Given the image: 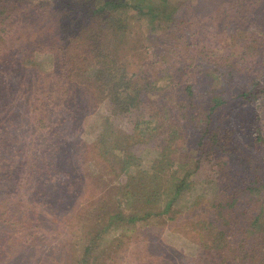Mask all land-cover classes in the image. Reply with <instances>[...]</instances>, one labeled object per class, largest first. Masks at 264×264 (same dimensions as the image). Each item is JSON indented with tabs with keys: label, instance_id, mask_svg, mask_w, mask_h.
I'll return each mask as SVG.
<instances>
[{
	"label": "rangeland",
	"instance_id": "1",
	"mask_svg": "<svg viewBox=\"0 0 264 264\" xmlns=\"http://www.w3.org/2000/svg\"><path fill=\"white\" fill-rule=\"evenodd\" d=\"M16 1L20 6L13 20L17 28L7 41L12 55L3 53L0 58V70L5 73L0 78V85L11 80L18 87L7 96L0 92L2 103L5 102L10 110L8 115L2 113L0 117V148L10 166L5 180L0 181V203L7 200L13 209L12 214L24 222L7 228L6 222L0 220V264L74 262L82 254L92 222L105 219L109 208L128 210L131 205L133 211L140 214L154 205L159 208L157 196L153 197L150 205L143 200H136L133 204V199L123 204L121 200L119 205L114 202L121 185L127 193L140 187L144 180L149 185L146 189L157 188L161 202L173 198L178 185L182 186V192L175 198L169 214L175 216L173 220L169 215H153L121 231V237L130 244L123 264H216L217 260L209 251L211 243L205 244L200 227L213 215L222 188L234 183L248 184L253 178L252 167L260 165L264 168V143L257 141L258 134L250 127V111L255 108L260 115L264 136V94L254 105L232 102L220 108L206 134L205 148L195 150L193 137L190 138L194 135L192 129L187 137L184 136L186 131L176 133L174 130L179 125L165 121L164 116L140 118L128 112L115 114L105 95L88 84L76 88L77 103L73 115L67 116L64 110L48 113V126L55 121L61 122L66 116L68 119L62 124H54L50 131L46 132V127L39 129L41 133L34 131L38 137L36 146L25 153L18 148L27 145L28 137L33 136L29 134L31 130L27 124L33 119V124L38 126L39 119L32 111L24 117L16 115L18 109L24 111L26 108L20 92L30 88L38 65L49 74H60L63 39L67 38L66 34L73 37V32L81 26L79 24L85 21L81 23L72 14L69 21H75L74 25L64 27L63 24L69 21L62 22L61 7L65 3L62 0ZM171 2L176 5L181 0ZM195 2L192 7L185 3L179 9L177 16L185 17L181 24L176 21L152 25L148 17L140 18L133 8L123 10L122 14L129 17L130 24L119 58L141 82L144 99L147 96L160 97L157 93L151 94L153 90L149 89L146 81L148 76L162 74L161 61L176 53H170L173 48L181 57L180 60L175 59L179 67H173V72L179 73L177 69L180 67L188 70L189 78H194V83L202 90L201 67L196 64L203 58L211 60L216 54L227 53L235 38L238 43L234 49L240 50L245 44L246 33L235 36L237 30L234 25L238 15L236 17L234 13L233 16L235 9L231 5L225 8L219 0ZM257 16V29L264 32V10H259ZM139 37L143 41L135 43ZM75 46L77 42H72L69 49ZM28 56H34V63H29V68L17 64ZM25 77L30 80H25ZM165 82H168L166 75L159 84ZM179 90L181 85L173 83L167 92L175 94ZM141 109L146 111V105L143 104ZM137 112L139 114V110ZM108 123L113 124L119 134L122 132L119 138L121 158L131 154L135 161L133 165L129 164V171L102 178L97 176L99 170H95L97 167L93 161L84 163L87 157L83 159L78 142L92 140L105 130ZM124 134H132L133 138L127 139ZM15 138L19 141L16 142ZM33 138L36 140L35 136ZM21 139L25 141L21 143ZM74 152L79 161L74 159ZM92 156L90 153L88 157L91 159ZM80 162L84 163L83 166ZM38 169H41L40 173ZM46 176V183L51 185L48 190L45 189ZM131 176L137 177L131 181ZM133 183L134 186H129ZM105 200L107 204L103 202ZM25 240L28 242L21 246ZM135 240L140 242V249L132 247Z\"/></svg>",
	"mask_w": 264,
	"mask_h": 264
},
{
	"label": "trees",
	"instance_id": "2",
	"mask_svg": "<svg viewBox=\"0 0 264 264\" xmlns=\"http://www.w3.org/2000/svg\"><path fill=\"white\" fill-rule=\"evenodd\" d=\"M62 1L65 2L61 7L63 23L69 21L72 14L77 16L76 20L81 23L85 22L79 24L81 26L76 32H73V37H68L66 34L68 39H63L64 42L60 46L62 52L60 74H49L45 68L38 65L30 88L25 92H20L26 108L24 111L18 109L16 115L24 117L32 111L33 115L38 116L37 119H39L37 120L38 126L33 124V119L27 124L31 130L29 134L35 136L36 140L33 136L28 137L29 142L25 146L21 144L22 147L18 148L20 151L25 152L29 149L30 152L35 148L38 137L34 131L38 133L39 129L44 127H46V132L50 131L54 124H62L68 119L67 116L73 115L75 103H77L76 88L88 84L98 93L105 95L115 114L128 112L135 117L146 116L149 118L164 116L165 121L179 125L177 128L181 130L176 128L174 130L176 133L186 131L187 134L184 136L187 135V137L190 136L189 132L192 129L194 135L190 138L193 137L195 150L205 148L206 134L214 124V116L220 108L228 106L232 102L246 106L254 105L264 94V32L257 29L259 26L257 12L264 10V0H219L220 5L223 4L225 8L231 5L235 9L233 16L234 13L238 15V17L236 15L238 21L234 25L237 30L235 36L246 33L245 44L240 50L234 49L238 43L235 38L230 43L232 47L228 49L227 53L216 54L211 60L203 58L196 64L201 67L199 74L200 81L204 85L202 90L196 86L194 78H189L188 70L184 71L180 67L177 69L179 73L173 72V67H179L175 59L180 60L181 58L178 50L173 48L174 50H171L170 53H176L161 61L162 74L148 76L149 81H146L147 85H150L149 89L153 90L151 94L157 93L160 96L158 99L148 96L144 99L143 88L141 82L135 78L136 74L130 72L127 64L120 61V50L126 41L124 38L130 24L129 17L122 12L127 8H133L140 18L148 17V21L152 25L158 22L157 25L161 26L164 23L176 21L181 24L185 21V17L177 16L179 9L186 4L192 7L196 0H181L176 5L172 4L171 0ZM18 8L20 6L16 0H0V58L3 53L12 55V48L7 47V41L14 29L17 28L13 20ZM120 12L121 14H119ZM72 23L75 21L64 23L63 26L68 28L70 25H74ZM250 27L252 28L249 29ZM138 40L143 41L139 37L134 42L137 43ZM72 42H77V46L69 49ZM132 48L136 47L132 46ZM33 60L34 56H28L19 60L17 64L29 68L28 65ZM3 73L0 70V78ZM164 75L167 76L168 82L159 84ZM24 79L30 80L28 77ZM225 81L226 83H224ZM3 83L4 85H0V92L4 96L18 89L11 80ZM173 83L181 85V90L175 94L167 92ZM2 94H0V104L2 103ZM67 104L69 106H66ZM143 104L146 105V111L141 109ZM2 105L0 117L2 113L7 114L9 110L5 102ZM62 110L68 115L61 122L55 121L53 125L48 126L50 120L47 118L48 113H59ZM137 110H139V114ZM250 112V127H253L257 132V141L264 143L260 115L255 108ZM136 128L135 126L134 129L136 130ZM108 129L111 130L108 131ZM117 130L113 124L108 123L105 130H101L92 140L88 142L79 140L78 142L83 159L87 157L84 163L93 161L97 167L95 170H99L97 176L100 175L102 178L108 174L117 175L120 172L129 171L131 167L129 164L133 165L135 161V157L131 154L121 158L119 138L122 136V132L120 131L119 134ZM124 136L127 139L133 138L132 134H124ZM14 140L19 141L18 138ZM23 141L25 140H20L21 143ZM1 145L4 147L3 142ZM90 153L93 155L91 159L89 158ZM33 158L30 156V159ZM74 159L79 161L75 152ZM250 160L252 161V159ZM84 163L80 162V166H83ZM9 168L8 160L3 149L0 148V181L5 180ZM38 172L40 173L41 169H38ZM252 172L253 178H250L248 184L234 183L222 188L220 199L214 205L213 215L204 220L200 227L205 236V244L211 243L209 251H212V255L217 260L216 264H264V168L260 165L255 166L252 167ZM136 177L131 176L130 180L132 181ZM142 177L146 179V176L142 175ZM47 180L46 176L45 183ZM129 186H134V183ZM147 186L149 185L144 180L136 190L126 193L121 185L114 202L119 205L121 200L123 204L126 200L131 202L133 199V204L136 203V200H143L147 205H150V202L154 200L153 197L157 196L156 200L160 201L156 205L159 208L154 205L149 210L143 211V214L136 210L133 211L131 205L128 206V210H119L118 208L110 210L109 208L104 215L105 219H95L92 222L81 256L69 264L125 263V256L130 244L121 237V231L129 225H137L153 215L171 214L175 198L182 192V186L178 185L175 188L174 197L163 199L161 202L157 188L148 190ZM50 188L51 185L46 183L45 189ZM126 195L128 196L122 199ZM103 202L107 204V200ZM157 202L155 201V203ZM12 213L14 212L12 207H9V202L3 199L0 203V220L6 222L7 228L24 222L23 219L16 218ZM173 217L175 218V216L169 218L173 220ZM192 229L195 228L192 227ZM22 237V239L25 238ZM136 240L132 247L140 249V242L136 243ZM27 242L28 240L22 241L21 246ZM29 243L33 244L32 241ZM52 260L54 261L53 258Z\"/></svg>",
	"mask_w": 264,
	"mask_h": 264
}]
</instances>
